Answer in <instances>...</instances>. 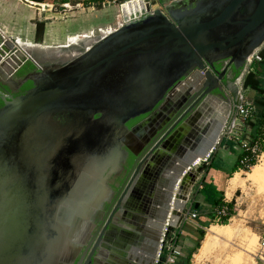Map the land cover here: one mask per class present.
<instances>
[{
  "label": "water",
  "instance_id": "obj_1",
  "mask_svg": "<svg viewBox=\"0 0 264 264\" xmlns=\"http://www.w3.org/2000/svg\"><path fill=\"white\" fill-rule=\"evenodd\" d=\"M120 15L121 23L101 36L37 43L49 56L22 79L32 87L2 96L0 264H91L92 252L85 262L84 254L74 259L127 156V121L195 91L198 105L169 130L171 143L152 169L163 182L127 193L150 196L146 219L109 257L111 264H154L168 215L175 224L189 208L207 166L194 164L220 144L231 114L232 106L225 120L202 121L206 98L224 99L214 92L224 89L225 78L216 64L227 61L245 72L264 45V0H171L164 9L132 0L121 4ZM84 40L91 42L84 47ZM19 41L0 28V73L13 70L17 57L37 60ZM234 95L239 103L240 93Z\"/></svg>",
  "mask_w": 264,
  "mask_h": 264
},
{
  "label": "flooded vegetation",
  "instance_id": "obj_2",
  "mask_svg": "<svg viewBox=\"0 0 264 264\" xmlns=\"http://www.w3.org/2000/svg\"><path fill=\"white\" fill-rule=\"evenodd\" d=\"M115 13L119 12L116 10ZM101 26L103 24L99 26L92 25L71 34L80 32L85 33V36H97L101 32ZM95 27H97L96 30L91 31ZM43 34H45V28ZM68 35L70 34H66V36ZM66 36L61 41L57 40L58 43L54 44L49 43V41L51 42L49 35H45L41 41L32 42L41 46H50L68 44L76 39L68 41ZM19 37L13 38L18 40L21 38ZM90 42L84 40V44L81 46L86 44L84 46L86 47ZM8 45L7 43L6 47H9ZM33 56L37 60L28 57L12 59L15 68L4 71L6 75L0 73V106L3 104L2 96L9 97L10 95L24 94L32 87L31 80L28 79L23 82L22 79L32 72L39 71L40 63L38 62H45L49 54L47 52H43V54L34 53ZM216 69L225 70V78L224 89L221 92L218 90L214 92L224 98L222 101L230 109L233 104L232 99L236 101L234 93L242 91L243 87H241L242 81L240 77L243 75L244 70L234 67L227 61L217 63ZM195 93L194 91L185 99L171 103L166 110L158 106L150 112L143 113L127 121L126 124L130 129V134L123 145V148L127 151V156L119 173H114L111 176V182L109 183L110 192L104 199L98 214L95 215L88 227L89 230L82 240L81 250L74 259L75 263L78 262L83 254V261L85 262L88 255L92 252L91 264H111L109 257L113 255L112 251L123 249L136 232L139 219H146L144 211L147 205L150 204V196L145 194L127 195V193L130 188L142 189L146 187L149 189L153 185L157 187L160 182H163L157 177V174L152 172V169L157 164L158 153L163 151L164 146H168L171 143L167 142L169 130L183 116L185 110L192 106L200 96V94L195 96ZM189 101V105L182 110V107ZM104 251L108 254H103Z\"/></svg>",
  "mask_w": 264,
  "mask_h": 264
},
{
  "label": "rangeland",
  "instance_id": "obj_3",
  "mask_svg": "<svg viewBox=\"0 0 264 264\" xmlns=\"http://www.w3.org/2000/svg\"><path fill=\"white\" fill-rule=\"evenodd\" d=\"M164 1L170 2L171 0ZM36 9L37 8L34 6L21 5L17 0H0V28H2L4 34L12 38L20 36L22 41H31L30 45L24 44L26 48H29L28 50L30 53L43 54V52L46 51L30 48L39 47V45L34 42L41 41L45 34L39 39L36 37L35 23L38 20H44V16L48 15L49 12L42 11L39 14L36 13L38 12ZM116 10V7L92 11L81 10L75 12L74 17L66 21L62 19L52 21L51 19H47V22L50 21L47 28L52 35L53 44L61 41L66 34L75 33L76 31H80L92 25L99 26L103 24L101 27L104 29L116 27V25L121 23L122 19L120 13H115ZM96 28L97 27H95V29ZM242 89L243 93L247 96L250 95L249 89L244 88V86ZM233 100L234 99H232V102ZM243 129L249 132L250 128H246L245 126ZM222 138L228 139L223 136V134ZM220 145L221 144H219V146ZM261 157L257 162V168H259V174L257 176L252 177L248 175V172L252 173L250 172L252 169L251 167L250 170L238 171L240 172L241 178L237 186L227 190V182V196H230L237 188L231 199L228 198L229 201L233 202L235 213L232 218L228 220L227 224L229 226L227 228L222 227L223 224L220 222L213 221L211 224L216 225L221 231L226 229L230 230V234L214 239L210 245L211 248L209 247L207 252L200 259H197L195 255L198 248L192 255L190 264H264V261L259 258V243L261 236L264 234V161ZM211 158L212 157L207 161L200 159L195 166H199L203 163L208 164ZM209 226L205 228L206 232Z\"/></svg>",
  "mask_w": 264,
  "mask_h": 264
},
{
  "label": "built area",
  "instance_id": "obj_4",
  "mask_svg": "<svg viewBox=\"0 0 264 264\" xmlns=\"http://www.w3.org/2000/svg\"><path fill=\"white\" fill-rule=\"evenodd\" d=\"M21 1L24 3H26L27 1L40 3L43 8H40L39 10L49 12L48 14L49 16L48 15L44 16V20L46 21L45 35L47 36L49 35L51 39V42L49 41V43H53L52 35L50 34V31H48L47 28L48 23L50 21L47 22V19H51V21L59 20V19L66 21L69 18H72L75 15V12H79L81 10L92 11V10L106 9L109 7H116L117 11L120 13L121 4L127 3L128 1H132V0H21ZM148 1L150 2L151 8L164 9L165 4L168 3L165 2L164 0H148ZM46 6H50V8H45ZM110 29L109 28L104 29L103 27H101L100 28L101 32L99 33V35L101 36L103 33L109 31ZM95 30L96 29H91V31H95ZM82 35H85V33L79 32L77 34H70L66 36L67 37L66 39H68V41L70 39L74 40V38H77ZM259 50L260 49H258L252 55V57L250 58L249 68L240 77V80L242 81L241 87H243L245 75L249 71L252 62L261 59ZM206 67L209 68L208 65H206ZM254 117H255V110L252 100H250L245 93L240 91V102L237 103L236 101H233L231 115L226 121L222 134L228 139L238 142L242 146L243 150L246 152L240 159V166L238 167V170L241 171L248 170L254 164H256L260 160V157L263 152L262 142L259 139L251 138L249 132H246L243 129V127H245L246 122L248 120L253 119ZM263 143H264V138H263ZM211 154L212 152L209 153L206 158H202V160L207 161L210 158ZM196 184L198 189L202 188L203 186L201 182H198ZM225 202L228 201L225 200ZM214 212H215V216L213 221L220 222L223 216L229 214V208L227 205H222L216 207L214 209ZM197 216H198V212L195 209H192L191 205L189 206V208H187L185 211L182 212V215L175 224L171 223L170 221L171 217L170 215H168L164 223V227L160 238V246L154 264H173L176 262L178 256L182 252L180 247V241L178 240V234L181 232V228L183 224L185 222L190 221L199 227L206 228V226L201 225L197 221ZM231 218L232 215H229L228 220H230ZM259 244H260L259 258L264 261V234L261 236V240Z\"/></svg>",
  "mask_w": 264,
  "mask_h": 264
},
{
  "label": "trees",
  "instance_id": "obj_5",
  "mask_svg": "<svg viewBox=\"0 0 264 264\" xmlns=\"http://www.w3.org/2000/svg\"><path fill=\"white\" fill-rule=\"evenodd\" d=\"M45 20H38L35 23V34L39 39L43 35L45 28ZM261 59L255 60L252 62L249 71L246 73L243 86L246 89L250 90V95L248 98L252 100L255 117L251 120H248L245 124L246 128L249 127V135L253 139H259L262 142V150L264 149L263 143V126H264V46L259 50ZM221 143V142H220ZM224 143L232 146L237 144L241 149V152L238 155V158L235 164L230 169L229 173L226 177H230L232 173L238 170L240 166V159L246 153L242 146L231 139H225ZM210 167H215V164L211 161L208 163L207 167L204 168L209 169ZM250 170V169H248ZM201 183L203 184L202 188H200L199 192H201L204 196V201L209 204V206L199 205L195 210L198 212L197 221L203 226H209L215 216L214 209L216 207L227 205L229 208V214L222 217L220 223L227 224L228 216L234 215L233 202H225L224 200V191L223 188L217 185L212 180H207L205 176L201 179ZM194 232L191 233H183L181 231L178 234V240L180 241L181 254L178 256L177 260L173 264H190L193 253L200 247L201 241L205 236V228L195 226Z\"/></svg>",
  "mask_w": 264,
  "mask_h": 264
},
{
  "label": "crops",
  "instance_id": "obj_6",
  "mask_svg": "<svg viewBox=\"0 0 264 264\" xmlns=\"http://www.w3.org/2000/svg\"><path fill=\"white\" fill-rule=\"evenodd\" d=\"M17 1L21 5L30 6L29 4H26V3L22 2L21 0H17ZM30 7H32V6H30ZM36 10H38V12H36V13L40 14L42 12L39 9H36ZM30 42L31 41H29V43ZM224 140H225L224 138H221V143H220L221 145L220 146L218 145L215 148V151L212 152L213 154H211V156H210V157H212L210 161L215 164L216 168L210 167L209 169H206V171L203 169L202 170L203 172L199 173V176H198L196 183L201 182V179L204 176L207 180L214 181L217 185H219L223 188L224 200L229 202L228 198L231 199V197L233 196V194L235 193L237 188L233 191V193L230 196H227L226 185H227L228 179L233 175V173L236 171H239V170L234 171L230 177H226V176L229 173L232 166L235 164V162L238 158V155L241 152V149L239 148V146L237 144L230 146L227 143H224ZM196 183L194 184V186L191 190L190 198H189V201L187 202V205L188 206L191 205L192 209H196L194 207V204H195V202H199V205H203V206L208 207L209 204L204 201V196L201 192H199L200 190L197 188ZM194 225L197 226L196 224H194L190 221L185 222L181 228V231H183L184 234L194 232V229H195Z\"/></svg>",
  "mask_w": 264,
  "mask_h": 264
},
{
  "label": "bare ground",
  "instance_id": "obj_7",
  "mask_svg": "<svg viewBox=\"0 0 264 264\" xmlns=\"http://www.w3.org/2000/svg\"><path fill=\"white\" fill-rule=\"evenodd\" d=\"M20 40L19 42L24 45V44H28L30 45L31 43L22 41V39H18ZM37 44V43H36ZM38 45V44H37ZM203 109L205 110V114L204 117L202 118V121L205 118H208L210 116L213 115H217L218 117H220L221 119L226 118L228 112H229V106L222 101L221 99L217 98L216 96H208L206 98V100L204 101V103L202 104ZM262 160L264 161V151L262 153ZM199 161H197L194 166L198 163ZM258 163L254 164L252 166V169L248 175L249 176H257L259 174V168H257ZM258 171H257V170ZM241 175L240 172L236 171L233 173V175L228 179V187L227 190H229V188H233L234 186H237L238 181L240 180ZM231 190V189H230ZM229 194V193H228ZM228 224H223L222 227H228ZM230 234V230L226 229L224 231H221L216 225L211 224L208 228H207V232L205 234V237L202 240V244L199 247L198 251L195 253L196 258L200 259L202 258V256L207 252V250L209 249L212 241L214 239H216L217 237L220 236H228ZM211 248V247H210ZM235 260V259H234ZM236 261V260H235Z\"/></svg>",
  "mask_w": 264,
  "mask_h": 264
}]
</instances>
